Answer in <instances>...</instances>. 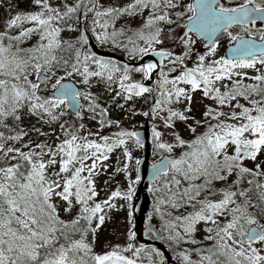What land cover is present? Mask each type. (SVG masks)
I'll list each match as a JSON object with an SVG mask.
<instances>
[{"label": "snow or ice", "instance_id": "6c2138e0", "mask_svg": "<svg viewBox=\"0 0 264 264\" xmlns=\"http://www.w3.org/2000/svg\"><path fill=\"white\" fill-rule=\"evenodd\" d=\"M34 2L40 6L38 11L23 14L18 12L6 21V27L9 29L21 28L16 36H7L6 33L0 32V40L7 36L9 41L7 44L0 43V124H3L4 118L8 117L20 120L24 110L34 115L43 113L50 121H55L63 115L62 112L57 114L55 110L65 105L69 96L73 101L81 96L85 100H90L91 103L88 105L90 111L95 112L99 107L92 100L91 93H81L67 84L62 85L54 97L42 99L36 93V83L29 80L32 72H51L63 65L65 76L78 73L83 77V82L88 84L90 77H103L106 72L109 73L107 79L111 81L113 78L111 73L119 71L111 62L96 60L95 57L91 59L98 70L89 69V54L85 52L81 60V49L76 46L86 39L83 32L75 41L61 38V25L73 30V25L67 23L65 18L71 19L69 14L73 13L75 8L67 7L66 11L61 12L53 8L48 0H34ZM163 2L165 7H176L171 0H163ZM215 3H219V0H215ZM149 7L154 12L158 11L160 0H132V3L121 8H101L94 4L92 9H88L85 5V11L94 12L96 19L92 21L93 26L99 24L101 28L106 29L110 21L105 19L100 23L101 17H115L125 12L133 14ZM186 10L192 12V15L188 17L191 24L188 32H185V37L192 29L205 35L218 28L227 32L228 27L233 23L243 25L245 22H252L253 15L264 14V0L260 3H256L255 0H244L243 4L236 7H226L224 4L216 7L208 0H197L196 4L187 5ZM175 15L179 18L183 13L177 12ZM160 21L173 22L167 12L160 15L150 12L144 27L151 30L148 33L142 30L137 33L138 38L144 40L149 47L160 42L161 30L156 26ZM23 22H31L32 26L24 28ZM245 31L249 39L227 32L232 40L237 41L232 49L236 58L221 56L205 67V56L199 55V64L171 78L172 90L168 91L166 96V99L175 97L179 101L183 95L190 100L187 90L176 86L185 82L190 84L193 90L202 87L205 96H211L220 105L228 104L232 109L226 114L227 120H218L215 124H209L204 132L191 141H185L177 135L176 141L180 145L189 144L191 150L182 153L178 159L162 161L156 169V175L161 171L167 174L170 166L172 172L189 181L179 195L169 189L167 198L160 200L161 203H171L173 207H180L182 203L193 207V211L187 215L178 216L175 221H166L163 227L170 231L169 239L177 244L182 240L195 242L191 234L195 231L194 226L197 222L203 221L206 225L209 223L213 225L206 228L210 233L206 239L213 241V244L199 250L203 254L196 264H264V224L259 223L257 216L249 211L250 207L254 210L259 207L264 214V207H261L264 204V183L256 184L260 194L255 202L248 197L252 180L248 181L249 188L238 187L246 174L251 177L264 175L261 164L257 163L253 168H248L241 163L246 158L255 160L257 154L264 150V75L253 77L255 81L262 82L260 84L246 85L240 81H233L232 87L225 86L223 91L214 83L224 77L230 78L233 69L253 66L257 61V57L251 55L253 50L259 51V62L264 64V31L260 33L259 44L250 39L254 35L250 29ZM33 32L39 36L36 46L28 49L13 47V40L18 44ZM100 35L107 39L109 34L107 32L98 34V38ZM111 35L113 37L123 35V30H114ZM183 43L187 54L188 46L192 41L184 39ZM67 50H72L74 53L75 58L71 59V62L56 55L57 51ZM138 50L145 52L147 49L140 47ZM133 51L135 52L136 49ZM215 51L216 43L213 42L208 52ZM160 55H165L163 50ZM182 61L183 56H180L175 62ZM153 67L154 65L147 64L141 71L147 74ZM126 79H128L127 75L120 76L121 81ZM168 82L169 78L164 75L161 87L163 88ZM60 84L61 78H57L56 85ZM120 87L129 92L137 89V95L148 91L138 83L134 85L122 83ZM254 94L259 95L260 100L255 99ZM237 97H243L248 104H240L236 100ZM233 100H236L235 104L231 103ZM160 105L161 100L158 99L156 107ZM236 108H239V111H236ZM188 110L190 109L185 111ZM155 111L154 107L153 113ZM105 112L106 110L102 109L101 115L103 116ZM75 115L81 116L78 105ZM204 115L217 119L225 113L209 108ZM175 117L181 120L187 119L183 112L169 109L166 123L170 125ZM112 123L113 121L108 120V124ZM100 126H104L103 120ZM80 127L82 128L83 125ZM68 128L72 126L69 125ZM61 131L65 132L66 138L56 143L54 148L44 144L33 145V148H38L40 151L29 149L27 152H22L19 148L6 147L0 142V155L16 160L15 163L9 164L6 159L4 166H0V264H136L135 260L119 254L117 250L119 246H114L111 251L104 254H94L88 233L95 232L93 219L101 212L102 204L108 205V201L113 197L122 195L130 200L132 193V188L129 186L126 193L113 191L108 201L89 203L97 195L95 182L92 179L94 170L97 169V161L107 159L104 155L105 150L111 152L114 146L123 145L125 138L138 137V133L121 130L116 134L114 143L108 142L110 139L108 136H99V140L103 141L100 143L78 135L75 130L68 131L63 124ZM192 131H196L195 127H192ZM23 135L25 133L20 131L11 139H19ZM153 136L157 141V148L172 151L173 145L159 142L161 133L155 127H153ZM2 139L3 133H0V141ZM136 143L139 145L138 139ZM229 148L232 149L231 152ZM13 151L19 155L9 157V153ZM125 155H130L127 149ZM85 161H90V164H85ZM57 164L58 170L52 167ZM49 168H52L51 172L48 171ZM84 172L88 175H82ZM233 172L236 173V180L232 182L237 185L236 190H231L232 185H229L228 188L220 189L222 198L218 200L207 198L197 200L201 191L209 188L213 180H226ZM62 173L64 175H61ZM176 175L165 183L178 187L181 181ZM192 181H200V183L194 184ZM53 197H60L65 202L60 206L65 212H71L78 206L75 216L67 221L62 219ZM196 204L200 207L196 208ZM159 211L157 208V212ZM221 215L226 216L227 219L217 222ZM98 219L102 223L103 215ZM253 225L255 227H251ZM95 227L98 228L99 224ZM178 227L180 231L176 230ZM133 235L130 232L129 238L131 239ZM131 248L133 244L129 243L127 249ZM140 251L141 249L137 248L134 255H138ZM180 255L184 264H193L186 252H181Z\"/></svg>", "mask_w": 264, "mask_h": 264}, {"label": "rangeland", "instance_id": "374dc122", "mask_svg": "<svg viewBox=\"0 0 264 264\" xmlns=\"http://www.w3.org/2000/svg\"><path fill=\"white\" fill-rule=\"evenodd\" d=\"M192 1L193 0H171V3L175 4L176 7H165L163 0H160V8L155 12L149 7L142 12H134L133 14L125 12L115 17H101L100 23H103L105 19L110 21L108 27L103 29L99 24L93 26L92 21L96 19L95 14L92 11L86 12L85 5H87L88 9H92L94 4L99 5L101 8H121L132 3V0H48L53 8H57L61 12L66 11L67 7L76 9L73 13L69 14L71 19L65 18L67 23L73 25V30H68L61 25L62 31L60 35L63 40L75 41L80 36L81 32L84 33L85 37L88 33L98 48L121 55L130 62L137 61L140 56L146 52L158 49L162 50L161 46L167 38L165 34L166 31L169 28L176 27L181 22H185L188 17L192 15V12L186 10L187 5L192 4ZM255 2L260 3L261 0H255ZM243 3L244 0H219L218 7L219 4H224L226 7H236ZM39 9L40 6L36 5L34 0H0V32L6 33L7 36H16L21 28L13 27L9 29L6 27V21L18 12L23 14L38 11ZM150 12H153L155 15L167 12L169 18L173 21L172 23H168L167 21L157 22L156 26L161 30L159 37L160 42L154 43L152 47H149L144 40L139 39L137 36L140 30L144 33H148L151 30L144 27ZM177 12H181L183 15L178 18L175 15ZM87 17L89 18V22L86 24ZM31 26V22H23L22 24L24 28ZM86 28L88 30L87 33L85 31ZM121 29L123 30V35H116L115 37L111 35L114 30ZM245 29H250L254 33L251 38L260 40V33L264 31V24L255 23L248 26L237 25L228 28L227 32H231L234 35L238 34L239 37H244L248 36ZM104 32L109 34L108 38L105 39L103 35H100L98 38V34ZM185 32L188 31L184 30L179 39L168 46L167 50L172 53L171 59L167 60L157 73L153 87L144 86L148 91H144L139 95L136 94L138 91L137 89H133L129 92L122 89L120 85L122 83L125 85H134L137 83L142 85L143 71H141V68L126 66L113 60L96 57L89 50L88 39L86 37L83 42L76 45L81 49V60H83V54L87 52L89 54L88 66L89 69L93 71L98 70V68L96 64L92 62L91 57H95L96 60L103 62H111L115 68L119 69V71L111 73L113 77L111 81L107 79L109 73L106 72L103 77H90L89 83L85 84L83 82V77L78 73L65 76L63 65L56 67L51 72H40L45 75L46 78L45 89L43 91L39 89L41 84L37 81V77L40 73L32 72L31 75H29V80L36 83V93L42 99L53 97L51 93L57 86V78H61V81H71L81 93L92 94V100L99 106L96 108L95 112L89 110L88 105L91 101L85 100L83 96L78 98L80 105L79 110L81 112V116L79 117L68 110L67 102L65 105L55 110L57 114L63 113V115H60L59 119L55 121H50L43 113L34 115L24 110V114L20 120H14L11 117L4 118L3 124H0V133H3V139L0 142H3L6 147H12L13 149L19 148L22 152H27L29 149L40 151L38 148H33V145L36 144H44L54 148L56 143L66 138L65 132L61 131V125L63 124L68 131L75 130L78 135L86 136L87 139L103 143V141L99 140V136H108L110 138L108 142L114 143L116 134L121 130L129 132L140 130L145 121H148L152 137L149 161L154 163L164 156H169L171 159L180 158L182 153L190 151L191 149L187 143L180 145L175 139L177 135L185 141H191L195 136L204 132L209 124H215L218 120H227L226 114L232 109L228 104L220 105L211 96H205L202 87L193 90L191 85L185 82H181L176 86L185 88L187 90V96H190V100L183 95L180 97L179 101H177L175 97L166 99L167 92L172 90L171 78L180 75L185 69L194 68L199 64V55L205 56V67L208 66L209 62L221 56L226 58V48L233 45L235 42V40H232L227 32L224 31L214 41L216 43V51L214 53H209L208 48L211 44L205 46L203 42L191 32L185 37ZM7 36L3 40H0V43L7 44L9 42ZM184 39H191L192 41L188 46L187 54H185ZM38 42L39 36L36 32H33L27 38H23L18 44L13 40L12 44L14 48L19 46L22 49H28L36 46ZM140 47H144L147 50L145 52H139L138 49ZM133 49H136V51L134 52ZM21 55H25V53H21ZM56 55L64 59H69L70 62L71 59L75 58L72 50L57 51ZM180 56H183V61L175 62L176 58ZM256 57L257 61L253 66L233 69V74L230 78L224 77L220 81H215V86L223 91L225 86L229 88L232 87L233 81H240L246 85L262 83L253 79V77L257 75H264V64L259 62V56ZM81 71H83L82 67ZM237 73H242L243 75H238ZM122 75H127L128 79L121 81L120 76ZM164 75L169 78V82L164 84L162 88L161 82ZM53 85H55V87H53ZM117 93H119V95H117ZM251 98L252 97H250V99ZM254 98L260 100L259 95L254 94ZM158 99L161 100V105L156 107V101ZM236 100H238L240 104H248V101L243 97H237ZM236 100H233L231 103L235 104ZM154 107L156 108L155 113H153ZM209 108L218 109L225 113V115L217 119H213L211 116H205L204 113L208 111ZM102 109L106 110L103 116L101 115ZM169 109L183 112L187 119L181 120L175 117L169 125L166 123ZM186 109L190 110L185 111ZM235 110L239 111V108ZM101 120H103L104 123L103 127L100 126ZM108 120L113 121V123L108 124ZM4 125H7V127ZM69 125H71L72 128H68ZM80 125H83V127L81 128ZM153 127L161 133L159 142L173 145L171 152L167 149L156 147L157 141L153 136ZM192 127H195V132L192 131ZM20 131H23L25 135L19 139H11L12 136ZM89 133H91V135H88ZM136 140V137L125 138V143L123 145L114 146L111 152L105 150L104 155L107 156V159L97 161V169L94 170V175L92 176L95 182L94 187L97 191V195L93 197L89 203L93 201H108V197L113 191L126 193L129 186H131L132 192L134 191L138 184L137 161H140L143 154V147L141 143L137 145ZM125 149H127L130 155H125ZM231 151L232 149L229 148V152ZM18 155L19 153L15 151L9 153V157H16ZM6 159L9 164L16 162L15 159H9L0 155V166H4ZM241 163L248 168H253L255 164L259 163L261 167L264 168V150L257 154L255 160L246 158L241 161ZM85 164H90V161H85ZM125 165H127L126 168ZM52 167L58 170L59 165L57 164ZM48 171L51 172L52 168H49ZM61 175L64 174L62 173ZM82 175L87 176L88 173L84 172ZM173 175L176 174L171 171L169 166L167 174L161 175L150 186L152 205L150 206L149 214L146 216L145 237L147 239L159 237L165 245L172 249L175 255L174 260L177 263L184 264L180 253L186 252L193 264H196L203 254L199 250L206 249L213 244V241L206 239V236L210 234L206 231V228L212 227L213 225L210 223L206 225L203 221L197 222L194 226L195 231L191 234L195 242H185L182 240L177 244L174 240L169 239L170 231L165 230L163 227L166 221H175L176 217L187 215L193 211V207L189 204L182 203L180 207H173L171 203L165 204L160 202L162 198H167L169 189L177 192V195H179L180 191L189 183V181L184 180V178L179 175H176V178L181 181L178 187L174 184L165 183L166 180L171 181ZM234 180H236L235 172L230 174L226 180H213L209 188L201 191L197 200L205 198L208 200H218L222 198L220 189L228 188L229 185H232L231 190H236L237 185L232 183ZM249 180H252V185L248 197L255 202L260 194V190L256 188V184L264 183V175L251 177L246 174L241 179L238 187L241 189L249 188ZM192 183H200V181H192ZM52 199L54 203H57L59 215L62 219L67 221L75 216L78 206L71 212H65L60 207L65 202L60 197H53ZM193 203H195V201H193ZM108 205L102 204L101 212L97 214V218L93 219V228H95V232L88 233V240L92 242V252L94 254H104L111 251L114 246H119L117 249L119 254L135 260L136 264H165L164 262L158 261L155 257L157 254L155 253L146 252L140 257L134 255L135 252L132 249H127L129 243L136 246L133 243L135 241L133 236L131 239L129 238V233H133L134 228L132 193L130 200L126 199L123 195L113 197L108 201ZM199 207L200 205L196 204V208ZM261 207H264V204H262ZM157 208H159V212H157ZM249 211L257 216L259 223L264 224V214L261 213L259 207L255 210L250 207ZM100 215L104 217L102 223L98 219ZM225 219H227V217L221 215L218 217L217 222ZM96 224H99L98 228L95 227ZM176 230L180 231L179 227ZM258 243L259 242H257V244Z\"/></svg>", "mask_w": 264, "mask_h": 264}, {"label": "water", "instance_id": "95a60500", "mask_svg": "<svg viewBox=\"0 0 264 264\" xmlns=\"http://www.w3.org/2000/svg\"><path fill=\"white\" fill-rule=\"evenodd\" d=\"M208 2L214 3L215 6H218V3H215V0H208ZM197 0H193L192 4H196ZM197 14H199V9H197ZM252 22H245L243 25H248L254 22H258L261 24H264V14H255L251 17ZM191 22L187 19L185 21V30H189ZM234 25H241L240 23H233L231 26L228 28L234 26ZM192 34H194L199 40L203 42L205 46L210 45L213 43L217 37L224 32L223 29H216L214 32H210L205 35H201L195 31V29H192L190 31ZM244 39H249V37L244 36ZM250 39L259 44L260 40H256L250 37ZM237 44V41L234 42L233 45H230L226 48L225 51V56L226 58H236L232 52L233 47ZM88 48L92 52L93 55L99 58H105L109 60L116 61L118 63H121L126 66H132L136 68H141L147 64H152L154 67L151 69V71L145 72L143 71V76H142V85L145 87H153L155 78L157 73L161 70V68L164 65V62L168 60L172 53L169 50H163L165 55L161 56L160 52L161 49L158 50H153L144 53L143 55L140 56V58L137 61L130 62L125 57L112 53L110 51H105L101 50L98 48V46L94 43V41L89 38L88 40ZM171 53V55H169ZM259 51L258 50H253L251 55L259 56ZM45 75L40 73L37 77V81L41 86L39 89L43 91L45 89ZM70 85L71 88L75 89L78 91L77 87L75 86L74 83L71 81L65 80L61 81L60 85H57L55 89L52 91V96L54 97L57 94L58 89L61 88L62 85ZM67 107L68 110L72 113L75 114L76 106L79 105V100L76 98L75 101H73V98L69 96L67 99ZM134 132L138 133V137L136 139L139 140L143 147V154L142 157L138 163L137 167V177H138V184L134 191L132 192V213H133V218H134V228H133V234H134V239L136 242H138L141 245L144 246H154L156 247L163 255L166 264H179L176 263L174 260H172V257L169 253V251L166 249L164 244H162L159 241H151L149 239H146L144 237V227H145V220H146V215L149 212L150 205L152 203V197L150 193V186L158 179L159 176L164 174L163 171L159 173V175H156V169L160 166L162 161H165L166 159H170L169 156H164L160 160L151 163L149 161L150 155H151V142H152V137H151V129L149 127V122L145 121L143 127L140 130H136ZM169 167V166H168ZM255 227V226H251Z\"/></svg>", "mask_w": 264, "mask_h": 264}, {"label": "trees", "instance_id": "16d2710c", "mask_svg": "<svg viewBox=\"0 0 264 264\" xmlns=\"http://www.w3.org/2000/svg\"><path fill=\"white\" fill-rule=\"evenodd\" d=\"M89 22V18L87 17V22L86 24ZM185 30V27H184V22H181L179 23L176 27H172V28H169L167 31H166V39L164 41V43L162 44V49L164 50H167L168 49V46L172 43V42H175L177 41V39H179L181 33ZM86 33L88 32L87 28L85 29ZM86 37L87 39L90 37V35L87 33L86 34ZM155 84V83H154ZM146 230V224H145V228ZM150 240H153V241H159L161 243L164 244V242L159 238V237H153L151 238ZM134 245L137 246V248H140L141 251L139 252L138 256H142L144 255V253L148 252V253H155V254H158L156 255L155 257L158 259L159 262H164V258L162 256V253L154 246H144V245H141V244H138L136 241L133 242ZM165 245V244H164ZM136 246H133V248H131L134 252H136ZM165 247L167 248V250L169 251L172 259L174 260V253L172 251V249L165 245ZM175 261V260H174Z\"/></svg>", "mask_w": 264, "mask_h": 264}, {"label": "flooded vegetation", "instance_id": "af4514ba", "mask_svg": "<svg viewBox=\"0 0 264 264\" xmlns=\"http://www.w3.org/2000/svg\"><path fill=\"white\" fill-rule=\"evenodd\" d=\"M255 23H257V22H254V23H252V24H255ZM248 25H250V24H248ZM248 25H247V26H248ZM244 26H245V25H244Z\"/></svg>", "mask_w": 264, "mask_h": 264}]
</instances>
